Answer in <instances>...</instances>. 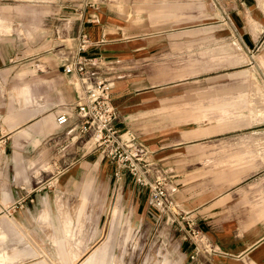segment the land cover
<instances>
[{
	"label": "crops",
	"instance_id": "0c3cea01",
	"mask_svg": "<svg viewBox=\"0 0 264 264\" xmlns=\"http://www.w3.org/2000/svg\"><path fill=\"white\" fill-rule=\"evenodd\" d=\"M206 1L232 6L233 22H245L248 14L257 26L264 23V0ZM176 6L177 0H0V147L7 151L1 165L9 174L8 181L0 185V198L7 202L37 198L33 191L39 185H34L30 170L25 171L29 180L18 182L16 176L10 177L11 169L20 165L13 158L16 148L24 158L25 168H31L32 160L41 152L42 158L58 161L60 169L50 176V181L57 182L63 206L59 210L50 208L48 213L65 215L63 236L56 237L65 264L79 255L81 259L74 264H103L110 256L113 244L108 237L94 240L83 251L73 249L72 254L63 242L76 228L71 225V213L77 220L81 215L98 216L99 226L112 205L114 183L117 187L125 185L121 197L126 206L131 200L129 209L138 218V224L148 218L155 225L165 223L187 231L191 237L189 224L199 228L205 243L197 244L193 259L200 257L207 264H264V146L259 147V139L264 136L253 137L256 146H248L251 149L245 148V153H241V146H234L232 166L228 171L221 168L222 180L217 181L216 192L211 193L207 186L210 181L206 179L208 166L213 158L217 166H224L218 163L224 159L219 154L220 146H188L182 133L153 123L157 118L154 111L161 103L159 75L156 74L155 81L153 71L160 69L163 50L177 43L186 45L192 36L187 32L151 29L146 24L157 20L149 19L144 11L137 13L135 8L169 7L170 15L175 13L170 8ZM80 30L86 31L91 40L85 53L106 60L99 68L112 81V97L119 116L117 126L133 130L137 141L168 176L167 187L176 211L170 217L151 206L148 194L145 195L147 190L134 183L129 174L115 177L111 162L91 144L89 134L79 130L75 111L79 93L73 74L65 72L63 66L74 52ZM238 38L245 40L246 45L257 44L251 31H239ZM241 98L223 105L236 111ZM258 100L264 112V99ZM220 106L175 105L173 113L181 120L200 121L204 116L214 120L208 126L188 129L185 135L191 137L238 124L234 113L221 119L206 112H215ZM62 111L69 118L65 124H58L55 118ZM70 205L73 211L69 210ZM5 209L9 214L15 210L10 206ZM37 210L25 209L40 214ZM117 213L114 208L113 215ZM12 227L8 223L9 232ZM4 238L0 234V240ZM16 243L11 233L4 249L0 243V264H17L23 252L37 253L33 247L17 249ZM86 246L87 243L82 245ZM193 250L194 246L190 252ZM169 263L165 257L163 264ZM35 264L47 263L39 259Z\"/></svg>",
	"mask_w": 264,
	"mask_h": 264
},
{
	"label": "rangeland",
	"instance_id": "374dc122",
	"mask_svg": "<svg viewBox=\"0 0 264 264\" xmlns=\"http://www.w3.org/2000/svg\"><path fill=\"white\" fill-rule=\"evenodd\" d=\"M135 9L137 13L144 11L149 19L157 20L146 24L151 29L187 32L192 36L186 45L177 43L176 46L163 50L160 69L153 71L155 81L156 74L159 75L157 81L161 95L160 106L154 111L157 118L153 123L182 133L188 146H220L219 154L224 155V159L218 163H223L224 166H217V160L211 159L206 178L210 181L207 184L208 192H216L217 181L222 180L221 168L228 171V167L232 166L230 158L233 156L234 146H241V153H245V148L246 151L251 149L248 146H256L253 137L264 136V112L258 105L261 103L258 99H264V23H258L261 27L257 26V22L252 21L248 14L245 22H233L234 8L218 6L216 1L208 4L206 0H177V6L170 8L175 13L170 15L169 7ZM160 11L164 14H158ZM243 30L254 34L257 41L254 47L238 38L239 31ZM239 97H242L239 102L241 105L236 111L223 105L235 102ZM196 103L203 106L220 104L215 112H206L215 113L221 119L230 112L234 113L238 124L220 131L187 137L185 132L188 129L208 126L214 122L207 116L200 121L181 120L173 113L175 105L190 106ZM260 139L259 147H263L264 137ZM6 153L0 147V185L8 181L9 177L7 168L1 165ZM13 156L20 165L11 169L10 177L16 176L18 182L21 179L29 180L25 171L30 170L35 180L34 185H39V189L33 191L37 195L33 201L18 199L7 202L0 198V234L5 235L0 240L1 248L4 249L3 244L8 243L11 233V236L15 235L17 249L27 250L33 247L37 251L36 254L23 252L17 258V264H35L39 259H44L47 264H65L56 242V237L63 236L62 222L65 215L48 213L50 208L59 210L63 206V200L58 197L57 182L50 181V176L60 169V164L52 158H42L41 152L38 158L32 160V167L25 168L19 149L16 148ZM18 170L22 173L17 174ZM117 186L115 183L112 185V205L102 216L99 226L98 216L81 215L77 220L76 215L71 213L70 217L74 220L71 225L76 228L63 242L69 254H72L73 249L83 251L90 248L94 240L108 237L113 246L110 256L105 258L103 264H163L165 257L170 261L169 264H207L200 257H189L191 247L195 243H205L204 238L200 240L199 236L191 237L189 232L173 229L165 223L155 225L148 218L138 224V218L129 209L132 207L131 200L126 206L121 197V193L125 194V185ZM145 195L147 196V191ZM7 206L15 210L9 214L7 209L4 210ZM27 207L38 208L37 212L40 210V214L28 213L25 211ZM114 208L119 211L116 215H113ZM69 210L73 211L71 205ZM8 223L13 224L11 232L8 230ZM86 223H89V228ZM85 243L88 246L82 247ZM81 257L79 255L72 259L69 264H74Z\"/></svg>",
	"mask_w": 264,
	"mask_h": 264
},
{
	"label": "built area",
	"instance_id": "2783aa9c",
	"mask_svg": "<svg viewBox=\"0 0 264 264\" xmlns=\"http://www.w3.org/2000/svg\"><path fill=\"white\" fill-rule=\"evenodd\" d=\"M90 43L87 32L80 30L74 52L63 66L65 72L73 74L74 85L79 93L75 105L79 130L89 134L91 144L111 162L115 177L122 178L129 174L134 183L147 190L151 206L170 217L176 211L173 210L174 202L167 187L168 176L149 156L146 147L137 141L133 130H122L117 126L119 116L113 102L112 81L99 68L106 60L85 53ZM68 118V114L62 111L55 119L58 124H65ZM191 223L190 234L199 236L201 240V230ZM208 247L211 248L210 245ZM197 251L195 243L190 257L194 258Z\"/></svg>",
	"mask_w": 264,
	"mask_h": 264
}]
</instances>
